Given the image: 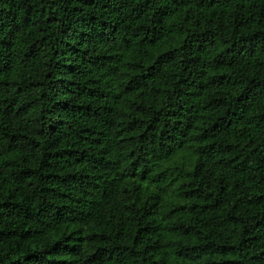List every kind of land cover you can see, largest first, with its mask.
Returning a JSON list of instances; mask_svg holds the SVG:
<instances>
[{
  "label": "trees",
  "instance_id": "16d2710c",
  "mask_svg": "<svg viewBox=\"0 0 264 264\" xmlns=\"http://www.w3.org/2000/svg\"><path fill=\"white\" fill-rule=\"evenodd\" d=\"M0 264H264V0H0Z\"/></svg>",
  "mask_w": 264,
  "mask_h": 264
}]
</instances>
